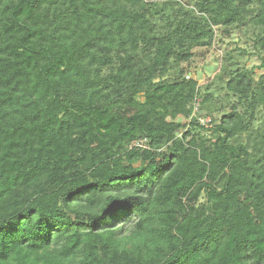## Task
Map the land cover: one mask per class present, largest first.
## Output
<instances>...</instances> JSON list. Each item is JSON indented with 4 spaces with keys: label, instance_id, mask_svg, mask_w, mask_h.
Instances as JSON below:
<instances>
[{
    "label": "trees",
    "instance_id": "1",
    "mask_svg": "<svg viewBox=\"0 0 264 264\" xmlns=\"http://www.w3.org/2000/svg\"><path fill=\"white\" fill-rule=\"evenodd\" d=\"M96 176L133 184L73 196ZM0 188V264H264V0H0Z\"/></svg>",
    "mask_w": 264,
    "mask_h": 264
},
{
    "label": "snow or ice",
    "instance_id": "2",
    "mask_svg": "<svg viewBox=\"0 0 264 264\" xmlns=\"http://www.w3.org/2000/svg\"><path fill=\"white\" fill-rule=\"evenodd\" d=\"M135 182L138 183V181ZM85 184H87V188L82 189L80 192L73 193V196L79 199L82 193L87 192L89 195L88 202L96 204L101 200L102 193L120 192L122 189L132 187L133 181L130 178L120 177L110 181L107 177L101 178L100 176H96L90 181H85ZM3 191L4 189L0 188V195H2ZM137 204L138 199L133 194H128L124 197L113 196L110 198V201L102 207L98 220L109 227L120 225V227L116 229V234H119L124 230L122 222L127 221L134 215ZM0 207H3V205L0 204ZM83 226L87 227V225ZM23 239H26V237H22L20 241L12 240L11 243L22 242ZM34 246L39 247L38 244ZM72 246H69L66 251H70ZM152 247L156 250H161L163 245L153 244ZM2 254L6 253L4 251L2 232H0V255ZM45 255L54 257L55 253L45 250ZM44 264H63V262L59 259L53 258L52 260H45ZM205 264H207L206 261Z\"/></svg>",
    "mask_w": 264,
    "mask_h": 264
},
{
    "label": "rangeland",
    "instance_id": "3",
    "mask_svg": "<svg viewBox=\"0 0 264 264\" xmlns=\"http://www.w3.org/2000/svg\"><path fill=\"white\" fill-rule=\"evenodd\" d=\"M217 36L218 37L220 36L219 32H217ZM230 40L232 41L238 40L239 46L246 47L245 44H243V42L239 40L238 33H234L232 38H229L226 35H223L224 42L219 47L214 45L209 50H206V52H204L203 55H200L199 53L200 49L196 51L197 53L192 59V61H194L193 68L187 75L197 79L198 83L201 85L206 84V82H208L214 76V74L218 71L219 65H220V58L222 55V50L224 47L227 46V43L230 42ZM217 41L218 40H216V42ZM247 50L250 51L251 49H247ZM243 62L246 64L247 67L254 66L255 76H258L263 71L261 68L257 67L260 63V59L255 53L254 55L244 56ZM198 100H200V97H198ZM195 106H197V101L195 103ZM196 110L194 109V112H195L194 116L196 115ZM260 122L261 120H258L256 122V125H258ZM205 134H207V137L210 138L211 132L207 130L205 131Z\"/></svg>",
    "mask_w": 264,
    "mask_h": 264
},
{
    "label": "built area",
    "instance_id": "4",
    "mask_svg": "<svg viewBox=\"0 0 264 264\" xmlns=\"http://www.w3.org/2000/svg\"><path fill=\"white\" fill-rule=\"evenodd\" d=\"M194 109L196 110L197 106H195ZM194 113L195 112H193L192 115H194ZM198 120L205 127H209L210 126V124H209L210 118L209 117H198Z\"/></svg>",
    "mask_w": 264,
    "mask_h": 264
}]
</instances>
